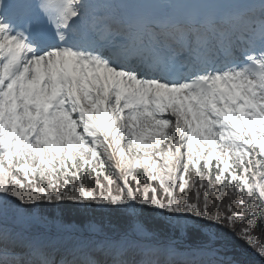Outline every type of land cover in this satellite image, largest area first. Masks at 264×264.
<instances>
[{
	"label": "snow or ice",
	"instance_id": "obj_1",
	"mask_svg": "<svg viewBox=\"0 0 264 264\" xmlns=\"http://www.w3.org/2000/svg\"><path fill=\"white\" fill-rule=\"evenodd\" d=\"M240 245L264 260V0H0V264Z\"/></svg>",
	"mask_w": 264,
	"mask_h": 264
},
{
	"label": "trees",
	"instance_id": "obj_2",
	"mask_svg": "<svg viewBox=\"0 0 264 264\" xmlns=\"http://www.w3.org/2000/svg\"><path fill=\"white\" fill-rule=\"evenodd\" d=\"M69 215L66 216V219L68 220L69 219ZM99 217L100 219H104L105 221L107 222H111V223H117L120 219L118 217H106V218H102L99 216V214H96L95 215V218ZM259 234V233H258ZM241 247L246 250V251H251L252 253H255L252 251V249L248 248L246 245H241ZM252 264H257V263H252Z\"/></svg>",
	"mask_w": 264,
	"mask_h": 264
}]
</instances>
